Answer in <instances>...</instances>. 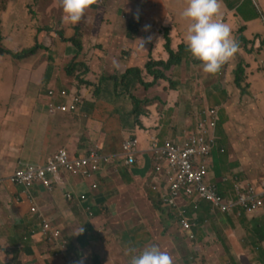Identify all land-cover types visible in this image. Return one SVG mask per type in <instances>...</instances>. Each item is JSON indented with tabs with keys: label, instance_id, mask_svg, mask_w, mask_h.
Returning a JSON list of instances; mask_svg holds the SVG:
<instances>
[{
	"label": "rangeland",
	"instance_id": "374dc122",
	"mask_svg": "<svg viewBox=\"0 0 264 264\" xmlns=\"http://www.w3.org/2000/svg\"><path fill=\"white\" fill-rule=\"evenodd\" d=\"M5 2L7 0H0V7ZM29 2H33V0H8L7 12L0 16L6 47L20 51L24 47L34 46V35L39 34L45 25H51L53 31L55 29L63 30L64 35H72L73 29L64 18L59 0H34L36 6L33 7L30 14L26 12L25 7V4ZM49 2L55 8L51 9L48 5ZM106 3L109 5L108 8ZM185 5L186 0H93L79 21L85 35L79 59H81L80 64L85 65L88 69L80 68V65L77 64V72H74L72 76L66 74L65 68L76 54V48L56 39L53 32L44 37L41 34L37 35V38H41V45L46 50H38L28 63L2 59L0 65V152H5L7 157H14L15 161L24 159L20 148V131L18 130L25 128L30 122L36 124V128L43 126V131L55 138V141L51 142V147L59 145L56 149L66 147L68 150H75L74 143L79 140L78 143L85 148L98 145L105 148L106 151H120L126 131L125 129L121 130L120 126L126 122H133V106L130 95L120 96L116 101L109 95L114 91L113 77L122 74L129 66L142 68L148 61L150 47H153L156 59H159V56L164 60L167 59L168 55L162 49L163 36L161 33L164 26L170 28L171 44L174 46L183 44L186 47L187 21L180 16ZM155 7H158V11L161 13L159 18L153 23L143 21L133 38L128 39L126 31L130 17L139 10L145 14V11H150ZM227 10L226 0H221L217 18L230 27L232 35L237 41L246 38L243 33L239 32L243 24L236 17L229 18L226 15ZM252 10L256 23L262 27L264 15L261 19L263 22H260L257 11L259 7L253 5ZM243 29L245 28H241V30ZM262 32L264 33V26ZM248 40L243 55L235 57L233 62L231 61L233 56L227 61L234 65L233 70L241 62H247L246 69L244 67V77L242 76L243 84L249 85L246 86L245 93H241L235 85V87L233 86L234 75L233 73L229 74L228 68L224 69L222 74H218V72L206 74L201 71L200 63L196 64L197 61L185 49L182 52L183 61L165 73L167 79L159 81L156 86L148 90L138 85L131 89V94L151 101V109H154L153 112L159 115L158 120L168 117L169 122H173L172 120L175 119V124L180 125V129L193 120L194 115L201 112L206 106H222L223 122L224 120L229 122L230 119L224 114L223 104L230 99L233 110L243 112L246 96L252 97L250 103L254 108L255 115L264 116V102H260L254 97L255 94L261 95L260 90L264 89L261 85L264 83V63L262 62L264 39L254 36ZM174 50L176 51L178 48L175 47ZM51 56L54 60L49 67L48 74L46 68ZM224 65L226 63L223 64V67ZM86 70L87 73L84 74ZM229 88L235 95H228ZM69 89L72 93L77 90L76 92L83 98L82 103H78L81 110L79 114H61L58 111L66 102L67 97H63L66 94L64 91ZM48 93L51 96H48ZM41 99H44V107L41 106ZM160 103H165L167 107L163 109ZM150 106L144 109L147 111ZM173 111L174 115L171 116ZM59 116L68 118L69 122L74 125L61 132L62 125L56 121ZM246 116L243 113L242 116L233 118L232 125L236 131L230 135V138H224L227 144L235 143L241 136H245L253 144L263 141L261 136L256 142L252 140L251 136L245 134L249 127ZM144 118L141 116L140 120ZM14 135H17V138ZM9 138L14 141L15 148H10L7 145L6 139ZM62 141L69 144L62 143ZM250 147L251 145H246L247 149ZM244 151L247 153L246 150ZM258 171L263 174L264 168H259ZM139 179L142 181L140 186L144 185V189H146L147 180L144 177ZM71 198L73 199L74 196ZM151 205L153 206V204ZM35 215L40 219V222L42 218H45L44 216L39 217L38 214ZM46 219L52 223L51 219ZM112 223L115 224V220ZM207 224L215 234L224 236V243H226L227 236L224 228L210 221ZM153 226L157 235H161V226L157 219L153 222ZM170 232L174 235L178 233L181 239L185 237L174 222ZM198 235L201 244L204 236L203 229L199 230ZM232 236L234 239H245L235 233ZM213 244L219 246L215 238L207 233L206 244L202 245L203 249L200 248L199 254L204 257V247L207 252H210L213 250ZM187 259L190 258L187 257ZM204 260L205 264L216 262L210 259ZM193 261L194 259L189 262Z\"/></svg>",
	"mask_w": 264,
	"mask_h": 264
},
{
	"label": "crops",
	"instance_id": "0c3cea01",
	"mask_svg": "<svg viewBox=\"0 0 264 264\" xmlns=\"http://www.w3.org/2000/svg\"><path fill=\"white\" fill-rule=\"evenodd\" d=\"M226 2L228 6L226 15L229 18L239 19L243 24L241 27L245 28L243 35L246 38L251 39L262 33L263 26L260 27L256 23L252 9L253 5L258 6L259 14L257 11L256 13L259 17L260 14L263 17L264 0L248 2L247 0H226ZM261 19L263 18L260 17L259 21L263 22ZM155 20L150 16L143 19L146 23ZM239 46L242 47L241 44ZM243 50L238 48L231 61L233 62L235 57L242 56ZM1 60L2 58H0V65ZM262 62L264 63V56ZM233 66L226 62L224 67L223 65L220 67L218 74H222L227 68L231 74ZM261 85L264 88V83ZM260 93L261 95L255 94L254 97L264 102V89H261ZM230 94L235 95L229 88L228 95ZM251 100L250 96L244 98L243 112L234 111L230 99L223 104L224 114L230 121L223 122L222 114L217 138L221 147L224 148L225 144V151L214 149L211 158L212 162L215 159L218 160L217 167L221 176L218 177L216 166L210 169L209 176L212 180H217L223 175L228 177V185L222 184V190L228 195H232L228 189L234 181L231 173L242 172L251 180L264 179V173L261 174L258 171L259 168H264V116L255 115ZM160 105L163 109L167 107L165 103ZM153 111L154 109H151L150 113L140 120L141 124L137 125L138 130H134L140 139L142 149H146L149 145L148 133L160 132L161 137H173L181 127L175 124V119L170 118L173 122H169L168 117L158 120L159 115ZM243 113L247 115L245 118L249 126L245 134L251 136L256 142L261 136L263 141L253 144L245 136H241L235 143L227 144L224 138H230V135L236 131L232 125L233 118L240 117ZM56 121L62 125L61 132L74 125L64 116H59ZM35 125L30 122L25 128L18 130L20 131V148L25 159L42 162L59 145L51 147V142L55 141V138L45 133L43 126L36 128ZM17 135H14L15 138ZM6 140L10 148H15L12 139ZM62 143L69 144L64 141ZM246 145L251 147L247 149ZM144 153L145 155L140 157L138 166L113 167L106 178H100L101 185L94 193L89 190L87 182L66 173L60 175L52 191L45 190L40 185L34 186L32 193L36 206L42 215L51 219L67 238L68 246L65 251L52 249L43 239L40 233V219L30 211V202L25 196H22L19 201L15 199L20 196L19 188L9 183L0 185V245L4 253L20 264H95L94 259L98 264H127L126 259L130 261L131 255L134 254L128 251L129 249H134L138 253L147 246L156 245L171 255L173 264L205 263L204 259L215 260L216 262H210L214 264H264V205L237 217L206 207L201 213L203 221L200 220L196 230V240L190 242L185 237L181 239L178 233L174 235L170 232L173 223H169L168 226L161 223L149 200L150 192L147 184L146 190L144 185L140 186L142 181L139 178H145L151 167L150 160L145 151ZM15 163L14 157H7L5 152H0V169L3 167L5 173H9L16 165ZM70 189L79 194L89 195V200L82 202L67 200L64 193ZM87 207H92L91 215ZM156 219L161 226L159 236L153 226ZM113 220L115 224L112 223ZM208 221L224 228L227 236L226 243H224V236L215 234L209 228ZM81 229H83L82 232ZM202 229L204 236L203 243L200 244L198 232ZM134 232H143V237L133 240ZM207 233L215 238L219 246L213 244V250L210 252H207L204 247V257L198 253V259L194 247L203 249L202 245L206 244ZM234 233L245 239H234L232 236ZM115 257H119V260H115ZM187 257L190 259L186 260ZM192 259L194 261L190 263Z\"/></svg>",
	"mask_w": 264,
	"mask_h": 264
},
{
	"label": "clouds",
	"instance_id": "9594fccd",
	"mask_svg": "<svg viewBox=\"0 0 264 264\" xmlns=\"http://www.w3.org/2000/svg\"><path fill=\"white\" fill-rule=\"evenodd\" d=\"M92 3L93 0H59V6L62 9L64 18L72 25L77 24L81 20V18L84 16L85 11L90 7ZM105 5L107 6V3ZM220 5H221V0H186V5L180 12V16L187 21V28L185 35L186 50L190 53V55L194 59L200 62L201 71L206 74H215L216 72H218L220 67L224 63H226L237 52L238 48H242L245 50L246 43L249 41L246 38L238 39L237 41L233 37L232 30L230 29V27L227 24L223 23L221 19L219 20L217 19L220 10ZM260 17L262 18L261 14ZM241 28L239 29L240 34L244 32V29L241 30ZM168 29L170 31L169 27ZM56 31L57 30L55 29V31H53V34H55ZM262 35L264 37L263 32ZM242 40L243 42L241 43ZM240 44L242 45V47L239 46ZM162 49H163V45H162ZM76 53H78L77 49H76ZM164 53L166 54V52ZM0 58L12 60L9 57L8 58L0 57ZM52 64L53 62L49 64L46 68L48 74L50 71L49 67ZM234 70H232V73ZM233 83L236 86L234 79H233ZM53 88H55V86H53ZM238 89L240 90V88ZM76 91H74L73 93L71 92V89L64 91V93L66 92V94L63 97H67V98L62 109L58 110L61 112V114L80 113L81 110L79 109L78 103L79 102L82 103L83 98ZM48 96L51 95H49L48 93ZM43 101L44 99L40 100L42 107L45 106ZM150 105L151 103L148 106ZM221 109L222 106L204 107L201 110V112L196 113L194 115L193 120H190L173 137L170 136L161 137L160 132H155L150 134L148 133L149 145L146 149L141 148L140 139L134 133V130L135 131L138 130L137 125L140 124L141 121L139 120L136 122L133 120L132 123L126 122L125 124H122L120 126L121 130L123 129L126 130L125 135L121 142L122 148L120 149V151H106L105 148H102L98 145H94V146H89L87 148L83 147L80 150V152L76 154L77 144L79 142L78 140L77 144L75 145L76 146L75 150L72 149L68 150L66 147L55 149L53 153L47 155L45 160L42 162H33L25 158L24 159L21 158L16 161L15 163L16 165L9 173H5L3 167L2 169H0V179H2L0 185L9 183L12 184L13 186L18 187L20 190V196H17L15 199L19 201L22 196H25L27 201L30 202V211L34 215L41 214V216H43L40 210L38 209V207L36 206V202L33 197L32 189L34 188L35 185H40L45 190L52 191L54 189V184L59 179L60 175L62 173H66L69 176H74L87 182L89 190L94 193L99 188L100 178L102 179L106 178L107 174L111 171L113 167L119 168L122 166H128V167L138 166V163L141 159L140 157L145 155L144 153L145 151L146 156L150 160V165H151L148 175L145 176V179L147 180V188L150 192L149 200L151 204H153L151 199L155 198L156 200L160 201L163 206L171 207L170 213L172 218L169 221L167 220L162 221L159 217L161 223H163L165 226H168L169 223L174 222V224L184 234L185 238H187L189 241L192 240L194 242L197 238V233L196 234L194 233V225L195 222L199 221L202 211L205 210L203 207L204 205H207L206 207L207 208L209 207L210 210L219 211L225 214H231L234 217H237L245 212L254 211L262 207L264 205V201L261 199L262 203L252 210L249 209L245 210L243 208L234 207L231 210L222 211L211 200L205 197H201L195 193L186 195L184 194L183 190L179 192V194L177 195V197L173 202L165 201L162 197V193H163L162 189L158 190L153 187L155 182L161 181V179L156 176L155 165L159 162L161 163L162 161L160 159H156V157L153 155L151 151L152 139H154L159 145H163L166 141H173L176 143H180L185 139V136L188 133L197 131L199 134L203 135L205 142L207 141L211 146L209 150V154L207 156V159L209 160L212 158V151L214 149H217L221 152L225 151V148L219 145V139L217 138V130L222 121ZM150 110H151V106L149 107V110L147 109V114L144 116H147L150 113ZM128 141H135L131 149H127L125 147ZM61 150H64L70 159L72 160L76 159L79 162L81 171L70 170L64 164H61L59 162L57 156L59 155ZM83 159L85 160V163L82 162ZM94 162H96L97 165L96 168L92 167ZM28 165L34 166V169L37 170H39V168L46 169L48 167V170H46V178L51 180V188H47L46 186H44L43 183H41L40 178H38L29 188V191H24L21 186L16 185L9 180L8 177L16 169L25 168ZM50 167H53V169L50 170L49 169ZM221 180L224 185H228L227 182L228 177L223 175ZM251 181L252 182H250L248 179H244L241 181L234 180L231 187H229L228 189L229 193H231L232 195L226 197L223 194L224 191L219 189L218 181L212 180L210 178L208 165H207V183L216 191L217 194L220 195L222 193L223 197L229 199L230 201L236 200L237 197L235 185L245 186L246 184L248 185V183H250L256 186H261V183L264 182V179H261L259 182H254V180ZM165 183L166 182L163 183V189L165 187ZM29 192H30V197L28 196ZM68 193H71V195L74 196V198L73 199L69 198L67 196ZM64 196L67 200H71V201L77 200L79 202H82L84 200L88 201L90 198L89 195H85L84 193H80V194L76 193L72 189L65 191ZM32 206L36 207L35 211L31 210ZM87 211L90 215L92 214L90 207H88ZM41 216L39 215V217ZM182 219H185L190 224L189 230L183 228ZM51 224L54 228H57L62 235L61 229L56 227L53 223ZM40 228H41V223H40ZM82 231L83 229H81V232ZM62 237L63 239L66 240V245L64 248H60L54 243L49 242L45 237L43 238L46 241V243H48L52 247V249L65 251L68 246V241L66 237L64 236ZM128 251L134 253L130 257L129 264H173V259L171 255L167 251L161 250L156 245L147 246L142 250H140L138 253L135 252L134 249H129ZM0 262L1 264H20L19 262L13 261L11 258H9L4 253L1 245H0Z\"/></svg>",
	"mask_w": 264,
	"mask_h": 264
},
{
	"label": "built area",
	"instance_id": "2783aa9c",
	"mask_svg": "<svg viewBox=\"0 0 264 264\" xmlns=\"http://www.w3.org/2000/svg\"><path fill=\"white\" fill-rule=\"evenodd\" d=\"M134 143L135 141H128L125 147L131 149ZM210 148V144L205 142L203 135L197 131L188 133L180 143L166 141L163 145H159L152 139L151 151L156 159L162 161L155 165L156 176L161 181L155 182L153 187L158 190L162 189V197L168 202H173L179 192L183 190L186 195L195 193L211 200L222 211H228L234 207L252 210L260 205L262 203L260 196L264 193V182L261 183V186L250 183L245 186L235 185L237 197L234 201L220 196L209 186L207 183V156ZM57 158L68 169L81 171L79 162L76 159H70L64 150L60 151ZM82 162L85 163V160L83 159ZM92 167H97L96 162ZM49 169L52 170L53 167ZM46 170L48 167L37 170L34 169V166L28 165L25 168L16 169L8 178L14 184L21 186L24 191H29L38 178L44 186L51 188V180L46 178ZM1 181L2 179H0ZM164 182L166 183L163 189ZM28 196L30 197V192ZM67 196L72 197L71 193H68ZM31 210L35 211L36 207L32 206ZM39 215L41 216V214ZM182 226L186 230L190 229V224L185 219H182ZM41 230L49 242L57 243L60 248L65 247L66 240L61 236V232L54 228L46 218L42 219Z\"/></svg>",
	"mask_w": 264,
	"mask_h": 264
},
{
	"label": "trees",
	"instance_id": "16d2710c",
	"mask_svg": "<svg viewBox=\"0 0 264 264\" xmlns=\"http://www.w3.org/2000/svg\"><path fill=\"white\" fill-rule=\"evenodd\" d=\"M7 3L8 2L3 3L2 6L0 7L1 16L7 12ZM48 5L51 7V9L55 8L50 4V2L48 3ZM35 6H36V4L34 3V0H33V2L27 3L25 5L26 12L30 14L32 12L33 7H35ZM158 9H159L158 7H155L154 9H150V11H145V14H142V10H139L138 12L134 13L130 17V20L128 23V29L126 31L127 32L126 37L128 39H132L133 36L136 34V31L141 27L143 19L148 18V16L153 18V20H154V18L158 19L159 15L161 14V13H159ZM102 22H103V20H102ZM69 26H70V28L73 29V31H72L73 33L71 36L64 35L62 33L63 30H58L53 35L56 39L61 40L64 44H70L77 49L78 53L75 54V56L71 60V63L67 64V66L65 68L66 74L68 76H72L74 74V72L75 73L77 72V69H78L77 64L80 65V68H87V67L83 64H80L81 59H79V56L81 55V52H82V43H83V41H85V35L83 32V28H82L81 24H79V22L75 25H72L69 23ZM3 31H4V28L1 27V21H0V57H3V58L10 57L13 62H18V63H28L29 61L32 60L31 57H33L38 52V50H40V49L46 50L41 45L42 44L41 38H37V35L41 34L42 36H46L47 34L53 32L51 25H45L43 30L40 31L39 34L34 35V41H35L34 46H29L27 48L24 47L20 51H14L13 49H10V48L5 46V44H4L5 39H4ZM161 34L163 36V44H162L163 49L166 52V54L168 55L167 59L164 60L160 56H159V59H156L154 57V54H155L154 49H153V47H150L149 48L150 50L148 53V58H147L148 61L143 65L142 68L138 67V66H129L122 74L118 75L117 77H113L114 91H113V94L110 93L109 95L112 96L115 99V101L118 100V97H120V96L130 95V98L132 100V106H133V109H132V115L133 116L132 115L131 116H132L133 120L136 122L140 120L141 116H144L147 114V111L144 108H146L151 103V101H148L147 99H144V98H138V97L133 96L131 94V89L135 88L138 85L142 86L143 89H147V90L150 89L151 87L156 86V84L159 81L167 79L165 73L168 70H170L174 66L179 65L183 61L182 52L186 49V47L183 44H179L177 46H174L173 44H171V37H170L168 28L164 27L163 32ZM255 37L261 38V37H263V35H262V33H259V34L255 35ZM263 39H264V37H263ZM175 47H177L178 50L175 51L174 50ZM50 53H52V52H50ZM53 60L54 59L51 56L50 59H48L47 66L49 64H51L53 62ZM196 61H197L196 64L200 63L198 60H196ZM84 63H85V61H84ZM246 66H247L246 61L241 62L237 66V68L233 71L235 84L238 88L242 89V90L240 89L241 93H245L247 91L246 86L247 87L249 86L248 84H246V86L243 84V78H242V76L244 77V73H245L244 67L246 69ZM86 73H87V70L84 71V74H86ZM246 76H247V74H246ZM29 85H31V84H29ZM11 95H9V96H11ZM82 148L83 147L78 143L76 154H78ZM51 153H53V151ZM217 162H218L217 159L213 160V162H212V159H209L207 164H208L209 172H210L211 168L216 166L215 170L218 173V177H219V176H221V173L219 175L220 171H219V168L217 167ZM231 175L235 181H241V180H244V178H247L250 182H252L251 179L249 177H247L242 172L231 173ZM228 176H229V174H228ZM222 177L217 179L218 186H219L220 190H222V184H223L222 180H221ZM260 180L261 179H259V180L255 179L254 182H259ZM223 194L226 197L229 196L225 192ZM223 194L221 193L220 195L223 197ZM260 197L264 201V193ZM151 201L153 203L154 209L156 210V213L158 214V216L160 217V219L162 221H164V220L169 221L172 218L171 213H170L171 207L163 206L161 204V202L156 200L155 198H152ZM206 206L207 205L203 206L204 209L206 208ZM91 208L92 207H90V209ZM200 220H201V222L203 221L202 218L200 217L199 221L195 222V225H194V233L195 234L197 233L196 230H197L198 226L200 225ZM40 233H41V236L44 237V234L42 233L41 229H40ZM61 236H64V235L62 234ZM141 237H143V232H134L132 234L133 240L141 238ZM55 245H57V243H55ZM194 251H195V254L197 255V258L199 259V256H198L199 249L197 247H194ZM115 260H119V257H115ZM126 260H127V264H129V259H126ZM94 263L98 264L96 259H94ZM198 264H205V263L198 262Z\"/></svg>",
	"mask_w": 264,
	"mask_h": 264
}]
</instances>
